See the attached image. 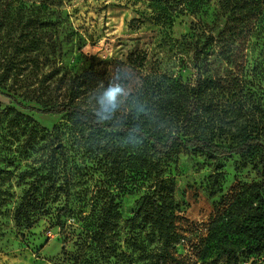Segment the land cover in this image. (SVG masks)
Wrapping results in <instances>:
<instances>
[{
    "label": "rangeland",
    "instance_id": "rangeland-1",
    "mask_svg": "<svg viewBox=\"0 0 264 264\" xmlns=\"http://www.w3.org/2000/svg\"><path fill=\"white\" fill-rule=\"evenodd\" d=\"M203 1L195 13L184 0H0V264H155L148 132L264 142V0ZM86 70L74 103L110 122L148 120L147 135L32 109L69 102ZM261 150L217 159L177 148L160 160L157 198L176 226L168 264H232L208 225L230 189L260 180Z\"/></svg>",
    "mask_w": 264,
    "mask_h": 264
},
{
    "label": "trees",
    "instance_id": "trees-1",
    "mask_svg": "<svg viewBox=\"0 0 264 264\" xmlns=\"http://www.w3.org/2000/svg\"><path fill=\"white\" fill-rule=\"evenodd\" d=\"M203 0H184V8L192 9L197 13L200 5L205 4ZM240 2L236 1L231 6L232 10L239 7ZM213 38V37H212ZM211 42L205 43L208 45ZM203 47V46H202ZM202 47L196 48L194 56L197 58L202 53ZM88 71H84L78 82L73 86V97L67 103L49 106L46 108H32L44 114H70L82 124L91 128L104 131L110 130L116 136L124 138L130 136H145V124H138L135 121L122 119L110 122L103 120L96 112L84 108L74 100L79 96V91L88 82ZM188 110L183 118V126L187 127L193 122V112L198 108V101L202 98V88L199 79L191 89ZM16 102L18 100L14 98ZM20 105L21 102H18ZM148 132V131H147ZM152 149V155L156 158L153 164L155 172V190L148 201L153 210L154 225L159 231L162 242V251L156 257L155 264H168L171 248L176 242V226L170 216L163 210L158 196L163 191V170L160 160L170 155L177 148H185L195 154L207 155L212 158H226L235 154L244 155L251 148L260 147L261 170L256 166V172L260 180L252 183H240L230 189L215 207L208 225V236L206 239H216L217 258L225 257L232 264H239L242 257L264 254V142L258 136H243L237 144L225 145L216 142L214 134L201 133L183 138L178 132L167 131L163 134L148 132ZM223 192L219 187L214 194ZM138 209L132 220L139 215Z\"/></svg>",
    "mask_w": 264,
    "mask_h": 264
}]
</instances>
